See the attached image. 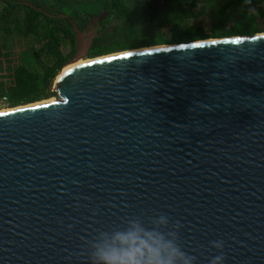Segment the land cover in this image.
<instances>
[{
    "label": "water",
    "instance_id": "1",
    "mask_svg": "<svg viewBox=\"0 0 264 264\" xmlns=\"http://www.w3.org/2000/svg\"><path fill=\"white\" fill-rule=\"evenodd\" d=\"M73 28L90 62L0 113V264H93L134 223L193 264L217 240L225 264H264V34L91 59Z\"/></svg>",
    "mask_w": 264,
    "mask_h": 264
},
{
    "label": "trees",
    "instance_id": "2",
    "mask_svg": "<svg viewBox=\"0 0 264 264\" xmlns=\"http://www.w3.org/2000/svg\"><path fill=\"white\" fill-rule=\"evenodd\" d=\"M168 2L171 13L160 12ZM201 2L218 13L220 22L232 16L234 4L243 5L239 20L247 24L230 25L225 33L207 34L202 27L184 29L182 23H168L188 15L185 4L193 10ZM0 0V101L9 108H18L53 98L57 77L78 54L77 33L73 24L84 32L90 21L97 27L89 58L165 45L187 44L210 39H224L264 34V21L257 22L248 13L245 0ZM259 3L264 13V0ZM222 23V22H221ZM219 24L218 27L223 26ZM64 72V71H63Z\"/></svg>",
    "mask_w": 264,
    "mask_h": 264
},
{
    "label": "clouds",
    "instance_id": "3",
    "mask_svg": "<svg viewBox=\"0 0 264 264\" xmlns=\"http://www.w3.org/2000/svg\"><path fill=\"white\" fill-rule=\"evenodd\" d=\"M245 4L249 15H259L253 6V0H245ZM214 6L215 0L209 8ZM261 6L264 7V4ZM160 222L167 221L161 217ZM213 247L219 254L212 258L211 264H225V242L214 241ZM193 259L182 251L174 239L159 231L144 229L135 223L125 231L104 234L93 245L92 253L93 264H193Z\"/></svg>",
    "mask_w": 264,
    "mask_h": 264
},
{
    "label": "rangeland",
    "instance_id": "4",
    "mask_svg": "<svg viewBox=\"0 0 264 264\" xmlns=\"http://www.w3.org/2000/svg\"><path fill=\"white\" fill-rule=\"evenodd\" d=\"M236 1V0H231ZM204 2H201L200 5L198 6L197 9L193 10L189 7L188 4H185L184 8L187 11V17L183 19V21L179 19H175L174 21L168 23L166 25L165 29V34L169 35L168 31L172 29V23L174 22H180L182 23V27L184 29L188 28H198L202 27L207 34H212L213 31H217L218 33H225L228 31L230 25H236V24H247V29H251V25L249 24V21L246 20L245 18L239 20V15L240 13L244 10L243 5L235 3L234 4V9H231L230 12L233 14L232 16H229L227 18L226 15L223 17V20L220 22V17L218 13H213L211 10L207 9V12L205 14H201V10L205 7L203 4ZM259 3H255L254 7L256 8L257 12L259 13L258 16H255V19L257 22H263L264 21V13L259 10ZM206 8V7H205ZM172 6L164 1L160 5V12L164 13L165 15H169L171 13ZM222 24L223 26L218 27L219 24ZM85 60V59H83ZM88 61V59H86ZM84 62V61H82ZM55 92V91H54ZM58 95L56 94L53 98L56 100ZM12 108H9L8 103L4 100L0 101V112L8 111L11 110Z\"/></svg>",
    "mask_w": 264,
    "mask_h": 264
},
{
    "label": "bare ground",
    "instance_id": "5",
    "mask_svg": "<svg viewBox=\"0 0 264 264\" xmlns=\"http://www.w3.org/2000/svg\"><path fill=\"white\" fill-rule=\"evenodd\" d=\"M82 61H84V62H82ZM89 62H90L89 60L87 61V60H83V59H80L77 62H73L64 70V72L60 76H62L64 73H66V72H68L74 68H77V67L84 65L86 63H89ZM50 101H55V100L51 99ZM47 102H49V101H47ZM44 103H46V102H44ZM40 104H43V103H37V104L30 105V106H36V105H40ZM30 106H28V107H30ZM4 112H6V111H4ZM0 113H2V112H0Z\"/></svg>",
    "mask_w": 264,
    "mask_h": 264
},
{
    "label": "flooded vegetation",
    "instance_id": "6",
    "mask_svg": "<svg viewBox=\"0 0 264 264\" xmlns=\"http://www.w3.org/2000/svg\"><path fill=\"white\" fill-rule=\"evenodd\" d=\"M97 27L96 22L95 21H90L88 26H85L84 29V33L89 34L93 31H95L94 29ZM89 37H86V39H88Z\"/></svg>",
    "mask_w": 264,
    "mask_h": 264
}]
</instances>
